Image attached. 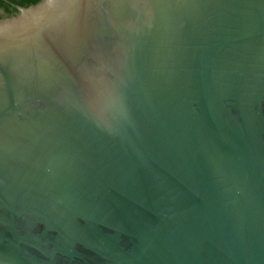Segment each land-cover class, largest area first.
Here are the masks:
<instances>
[{"label": "water", "instance_id": "obj_1", "mask_svg": "<svg viewBox=\"0 0 264 264\" xmlns=\"http://www.w3.org/2000/svg\"><path fill=\"white\" fill-rule=\"evenodd\" d=\"M17 11L0 264H264V0Z\"/></svg>", "mask_w": 264, "mask_h": 264}, {"label": "trees", "instance_id": "obj_2", "mask_svg": "<svg viewBox=\"0 0 264 264\" xmlns=\"http://www.w3.org/2000/svg\"><path fill=\"white\" fill-rule=\"evenodd\" d=\"M38 2L35 0H0V20L15 16L18 13L17 7L27 8Z\"/></svg>", "mask_w": 264, "mask_h": 264}, {"label": "clouds", "instance_id": "obj_3", "mask_svg": "<svg viewBox=\"0 0 264 264\" xmlns=\"http://www.w3.org/2000/svg\"><path fill=\"white\" fill-rule=\"evenodd\" d=\"M35 2H38V0H35Z\"/></svg>", "mask_w": 264, "mask_h": 264}]
</instances>
